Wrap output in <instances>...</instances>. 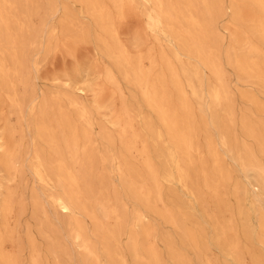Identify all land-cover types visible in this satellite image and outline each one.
<instances>
[{
  "label": "rangeland",
  "instance_id": "374dc122",
  "mask_svg": "<svg viewBox=\"0 0 264 264\" xmlns=\"http://www.w3.org/2000/svg\"><path fill=\"white\" fill-rule=\"evenodd\" d=\"M234 1L220 0L216 11L210 16L211 41L216 44H213L214 50L224 70L232 122H228L224 116L226 107L214 108L206 99V94L217 86L211 71L203 68L199 71L201 87L191 78L199 99L192 97L186 86L189 73L176 71L183 93L182 101L170 84L169 71L151 72L153 75H163V91L169 107L176 106L178 128L189 134L198 149V155L192 154L189 180L191 187L198 189L199 198L195 203L180 186H169L160 180L159 176L168 170L166 151L161 156L160 149L145 135L147 163L156 175L155 179L148 173L144 176L147 190L151 198L159 194L162 199L158 204L151 200L145 208L124 186L119 175L117 164L124 159L116 138L122 126L129 121L135 130L141 132L136 115L151 118L157 124L154 114L142 103L137 90L122 80L119 72L102 54L100 43L97 42L101 33L82 10L80 3L72 0H37L39 15L35 24L38 31L45 26L49 33L52 29L54 32L51 31L52 41L48 50L38 35L35 47L29 53V61L35 64L31 73L33 97L37 100L42 94L50 100L54 96L64 95L66 113L76 125V111L69 105V100H77L85 106L91 121V126L86 130L94 145V169L88 184L96 192H101L109 207L119 206L122 210L125 225L121 227L118 243L126 264H139L127 247L128 237H137L140 241L142 232H146L149 239L145 245L152 246L158 255V262L151 264H234L224 254L223 250H229L228 246L237 248L241 264H264V194L258 197L253 211L250 199L256 193L249 175L238 160L253 161L264 169V84L253 79L250 81L244 73L235 70L227 62L232 33L240 41L235 47L245 53L251 39L247 23L233 20L230 7ZM104 5L113 18L118 41L126 47L130 56L135 58L139 54L149 53L158 65L160 57L164 56L179 69V63L173 60L168 40L159 35L155 38L147 28L144 15L146 8L140 0H133L132 8H126V16L122 19L117 17L110 4L104 2ZM243 8L245 14L251 13L249 6ZM64 14H68L71 21L67 29L85 28L88 33L85 40L75 33L78 29L70 31V36L68 34L66 37V32L61 33ZM181 62L185 64L186 58L181 56ZM148 66L147 61L142 63L144 69ZM108 70L113 73L116 85L106 80ZM258 72L264 76V71ZM63 80L67 81L66 86ZM181 102L188 110L187 118L183 117L180 110ZM214 111L216 114L211 113ZM115 120L119 126L110 124ZM34 125L35 118L29 115L28 110L24 109L21 117L16 118L9 113L7 100L2 98L0 131L6 126L15 128L14 133L5 136V141L12 152L19 147L18 169L21 172L14 176L13 181L6 183L5 172L0 167V202L8 188L14 192L15 203L12 212L6 217L5 227H2L0 214V236L3 237L1 253L15 264H31L34 256L40 264H83L86 257L74 244L71 227H67L72 218L61 214L48 201L47 196L53 189L39 184L30 170L32 145L35 143L46 152V147L33 139L36 133ZM77 126L80 127V124ZM106 133L115 138L113 144L103 139ZM223 136L231 152L221 146L220 139ZM133 155L135 158L132 162L135 167H139L141 161L137 153L133 152ZM112 157L116 158L114 162ZM205 181L210 186L209 190L204 188ZM35 201H39L38 206ZM84 203L86 209L98 213L91 202ZM138 214L146 215L142 224L136 223ZM76 216L81 219V228L93 243L98 256V260H90L91 263L86 264H112L104 253L100 233L104 228H112L113 222L100 220L101 227H94L93 220ZM251 227L261 228L252 234ZM183 233L187 234L188 239L182 236ZM215 234L226 236L223 250L212 243ZM141 253L144 254V251ZM115 263L118 264V261ZM0 264L5 263L0 259Z\"/></svg>",
  "mask_w": 264,
  "mask_h": 264
},
{
  "label": "bare ground",
  "instance_id": "6f19581e",
  "mask_svg": "<svg viewBox=\"0 0 264 264\" xmlns=\"http://www.w3.org/2000/svg\"><path fill=\"white\" fill-rule=\"evenodd\" d=\"M72 1L83 6L82 10L101 33L97 42L100 43L102 54L119 72L122 80L137 90L142 103L151 110L156 118L157 124L153 123L151 118L136 115L140 122L141 132L135 130L129 121L122 126L117 135L116 139L122 149L121 157L124 159L122 163L117 164V170L123 179L124 186L145 208L151 200L154 204L162 202L159 194H155L153 198L150 197L147 180L144 178L146 173L152 178H156L155 172L147 163L145 141L148 136L153 145L160 149L161 156H163L162 152L166 151L168 170L159 176L160 180L169 186H180L196 203L199 191L197 188L191 187L189 166L193 164L192 154L198 155V149L189 134L178 128L176 106L169 107V102L163 91V75L160 73L153 75L151 72L169 71L170 84L178 92V98L182 101L183 93L180 90L176 71L189 73L186 86L189 88L191 96L196 99H199V96L191 78L201 87L202 80L199 77V71L202 68L211 71L215 76L217 86L206 94V99L214 108L226 107L224 116L227 117L228 122H232L233 116L229 106L231 104L230 96L224 83V70L219 61V55L214 50L216 44L211 41L213 37L210 30V16L214 10L216 11L220 0H140L142 6L146 8L144 15L147 28L155 38L159 35L168 40L173 60L179 63V69L164 56L160 57L159 65L149 53L139 54L133 58L129 55L126 47L120 44L113 18L104 2L110 4L117 17L122 19L126 16V8H132L133 0ZM247 6L251 8V13L245 14L243 7ZM230 10L234 16L233 20L247 23L251 39L246 45L245 53L235 47L236 43L240 41L232 33L227 62L235 70L244 73L250 81L253 79L264 84V76L258 72L264 71V0H235ZM38 12L37 0H0V101L2 98L7 100L9 113L16 118L21 117L24 109L28 110L29 115L35 118L36 133L33 139L45 146L46 152L43 149L40 150L34 143L29 167L39 184L53 189L47 196L48 201L61 214L72 218L67 227H71L72 240L86 257L83 264L98 260V256L93 243L85 236L81 228L83 227L81 219L76 215L93 220L94 227H101L100 220L112 221V228H104L100 233L104 253L112 264H116V261L118 264H126L118 243L121 227L125 225L122 210L119 206L109 207L107 199L102 197L101 192H96L88 184V179L94 169L92 159L94 145L89 131L86 130L91 126V121L85 106L77 100H69V105L76 111L77 125L80 124L78 127L66 113L64 105L66 97L64 95L54 96L50 100L42 94L37 100L33 97L31 73L35 64L29 61V53L35 47L38 35L42 37L44 48L48 50L52 41L51 31L54 32L52 29L49 33L45 26L38 31L35 24ZM69 24H71L70 17L68 14H64L60 29L62 34L66 32L65 37L68 34L70 36V31L78 29L75 33L79 34L82 39H86L88 33L85 28L79 27L70 30V28L67 29ZM181 56L186 58L185 64L181 62ZM144 61L149 64L147 69L142 67ZM152 76L153 80H151ZM106 80L112 85L117 84L113 73L109 70L106 73ZM62 83L64 86L67 85L66 80H63ZM80 90L83 91V89ZM179 107L183 112V117H189L184 102H181ZM211 113L216 114L215 111ZM110 124L119 126L116 120L115 122L111 121ZM14 132L15 128L7 126L0 131V167L5 172L4 181L6 183L13 181L14 176L21 172L18 169L20 165L19 147H16L12 152L5 141V136ZM103 139L109 144L115 142V138L107 133ZM220 144L227 149V152H231L225 136L221 137ZM133 152L137 153L141 161L139 167H135V163L132 162L135 158ZM115 160L116 158L112 157V161ZM238 160L242 169L249 175L251 185L255 190L254 193H256L250 199L251 209L254 211L255 202L258 201L260 195L264 194V169L253 161L244 162V159L241 158ZM205 182L204 188L209 190L210 186L207 185V181ZM85 201L91 202L94 205V210H97L98 213L94 214L93 211L86 209ZM38 202L35 201L37 206ZM14 205V192L6 188L0 202L2 227L6 226V217L12 212ZM145 216L138 214L136 223L142 224ZM211 227L216 230L214 225ZM260 228L251 227L250 231L255 234L257 230L260 231ZM182 236L188 239L186 233H183ZM140 238L141 240L138 241L137 237H128L127 251L139 264L158 262V255L152 246L145 245L149 242L146 232H142ZM213 238L211 239L212 243L217 247L221 246L223 250L222 245H225L226 236L217 234ZM2 241L3 237L0 236V246ZM228 248L229 250H223L225 256L232 263L241 264L237 248L229 246ZM141 251H144V254ZM0 259L5 264H15L10 258L4 257L1 250ZM31 264H40V262L34 256Z\"/></svg>",
  "mask_w": 264,
  "mask_h": 264
}]
</instances>
